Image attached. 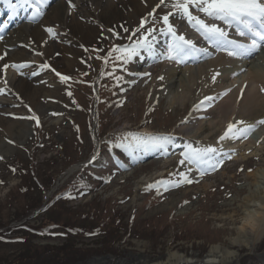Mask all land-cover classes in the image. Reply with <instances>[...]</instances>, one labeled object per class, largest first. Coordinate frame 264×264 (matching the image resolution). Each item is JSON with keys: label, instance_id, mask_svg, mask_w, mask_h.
<instances>
[{"label": "rangeland", "instance_id": "1", "mask_svg": "<svg viewBox=\"0 0 264 264\" xmlns=\"http://www.w3.org/2000/svg\"><path fill=\"white\" fill-rule=\"evenodd\" d=\"M137 1L141 4L143 2L144 5L148 2V0ZM166 3L171 4L172 2L166 0ZM119 8L122 6L119 5ZM134 9V5L131 4L124 11V14H128L129 19L119 23V28L113 30L110 35L103 33L104 28H100L92 18L88 20L77 12L74 13L78 15L76 23L81 24L78 27L80 41L76 47L65 41L64 44L60 41L55 42L58 45L55 52L58 51L60 55L49 56V63L62 75L70 76L76 73L81 66L88 67L94 63L93 55L89 52L90 45L93 46V49L100 50L104 55L111 45L127 43V36L139 27L143 19V14L134 11ZM159 9L166 12L171 10L164 6ZM106 14L111 15L107 9H105V13H102L103 17ZM151 21L150 18L145 27H148L152 23ZM159 24L162 25V22ZM121 25L127 27L129 33H124ZM91 26L100 32L89 35L87 28ZM60 45L74 46L77 52L74 54L62 53L63 49ZM84 48L87 51H84ZM160 73L163 74V71L159 68L154 72L155 83L153 85L147 83L141 86L137 83L132 87V84L127 83L124 95L127 96L128 101L124 108L118 109L116 112L108 110L104 114V118L101 116L102 127H98L96 131L95 106L89 103L87 89H77L79 102L73 104V95H67L68 84H62L52 72L50 77L42 74L43 79H40L41 77L38 79H30L28 76L19 77L14 87V93H18L20 99L14 95L15 100L13 97L12 105L9 102L0 105V155L4 156V159L0 160V181H3L0 183V220L5 219L0 222L4 223L15 216L22 215L28 206L32 208L41 205L43 201L47 205L55 195L56 189L64 187L79 172H82L84 164L95 150L96 140L99 142L101 138L107 139L106 137L114 134L117 129L131 127L143 128L141 130L155 129L156 131L176 129L184 136L188 134V131H191L193 138L199 140L201 144L207 145L217 141L220 136L219 131L210 136L208 129L207 132H201L199 129L203 124L217 120L220 116L219 110L215 109L210 117L192 121L187 127L184 126L185 123H181L182 118L188 117L192 112L190 108H193L197 98L201 95V88L196 87L195 98L185 108L177 105L171 106L168 102L169 84L167 79L160 80L158 78L162 76L159 75ZM130 74L129 72L125 81L131 80ZM22 85H25V89L20 88ZM34 89L38 90L34 91ZM84 90H87V93ZM47 95L49 96L47 97ZM149 101L156 103L157 110L147 118L144 115V110L149 107ZM25 104L40 116L42 129L39 133L40 128L37 130L32 127L31 132L22 137L14 134L13 131L16 130L8 128L20 121H26V119L17 118L29 115L24 107ZM80 105L83 106V109L80 108ZM77 124L81 125L79 139L76 138ZM262 130V134L256 135L254 139L256 141L259 138V144L251 146H255L252 153L248 152L250 150L248 146L243 148L241 153H245V158L229 163L215 178H209L198 185L172 192L169 199L166 198V202L161 205L147 207L149 201L141 194L143 184L154 178L155 174L166 171L168 164L165 165L159 159L155 164L146 166L137 172L132 168L119 172L111 184L102 185L94 195L89 194L68 203L64 201L56 203L53 207L51 205L50 209L31 222L39 224L43 218L47 217L48 220L58 222L62 226H80L86 230H83L84 234L76 238L48 235L46 238H35L32 243L60 247H64L63 245L67 243L66 249L68 250L66 251L71 252L70 254H80V257L86 255L87 264H131L135 259L143 262L148 261L152 264L160 259H165L172 252L189 256L187 260L191 264H204L206 260H209L207 255L210 251L215 248L224 250V246L227 247L237 238L242 239L243 237L239 231V225L244 221L245 215L243 201L245 196L251 193L250 189H255L251 174L264 159V129ZM93 136L97 139H93ZM6 137L15 141L14 145H10V152H7L3 146V143L8 145L5 141ZM21 144L23 146L19 147ZM62 147L65 148V152ZM48 158L53 160L46 162ZM108 160V156H105L97 161L98 168L107 165ZM11 163L21 164L19 168L24 169L21 174L26 177L25 180H21L19 173L9 170L8 165ZM242 164H245L244 170L240 169L239 165ZM175 166L176 161H173L171 168ZM34 168L38 170H36L37 175L43 185L46 184L50 187L53 178L56 180V185L50 190H47L45 185V190L41 187L38 188L32 180L35 173L33 172ZM22 189H26V191H22ZM172 200L175 201V204L163 207ZM78 204L82 205L76 207ZM98 207L103 208L102 215L95 219L91 218V215L97 210L95 208ZM114 207L117 212L119 211L118 215H116V211H111V208ZM83 213L90 215L91 220L88 223H81V218L83 219L81 214ZM133 213L136 218L131 224L129 216ZM116 216H119L120 220L114 219L113 225H109L108 229L111 233L109 236L90 238L85 236L86 232L91 231L90 228L98 224L103 225L104 218L107 220L108 217ZM211 245L214 246L210 249ZM257 247L252 250L248 246H243L240 249L232 248V250L237 249L239 257L240 251L248 250L245 255L251 256L247 257L246 264H264L259 255L256 257V253L263 254L264 251L260 250V246ZM41 251L43 250L31 248L29 244L0 243V259L3 264L11 262V264L54 263V260L47 261L48 259ZM230 264H241V262L233 259Z\"/></svg>", "mask_w": 264, "mask_h": 264}, {"label": "snow or ice", "instance_id": "2", "mask_svg": "<svg viewBox=\"0 0 264 264\" xmlns=\"http://www.w3.org/2000/svg\"><path fill=\"white\" fill-rule=\"evenodd\" d=\"M57 0H3V4L9 10L10 16L14 18L18 16L21 11L29 12L27 20L30 23H39L46 14V10ZM154 7L147 12V15L143 17L139 27L135 28L128 36L127 43H121L113 46L106 52L103 57H97L103 59L107 65L109 58H113L115 61H121L119 67L124 68L133 58H138L141 55H146L153 62L164 60L174 62L177 64H187L190 60L196 62L201 58L208 59L215 53H227L229 57L235 58H247L253 53L259 52L264 48V0H172L171 4H167L166 0H153ZM66 12L71 16L73 9L77 8V3L73 0H65ZM161 6L168 7L171 10L168 11L162 17L157 18L154 13ZM203 14V18L199 14ZM2 14V13H0ZM151 18L153 23L151 26L145 27V24ZM171 18V20H170ZM83 19V17H81ZM162 22V26L157 28L156 23ZM122 27L124 33H129L127 27ZM59 25L53 22V26H46L44 31L49 38L53 40H59L61 34L67 35V31L63 33L58 31ZM109 33H112V29H108ZM198 34L196 39L186 36L185 33L191 34L192 32ZM230 33H233L230 35ZM118 35V33H117ZM236 37L244 38L238 39ZM164 38L163 46H159V41ZM4 40V36L0 35V41ZM47 40L43 43L47 44ZM71 43V41H68ZM22 47L30 48L31 45H21ZM81 47H83L81 45ZM11 48L6 47L2 54H0V61H4L8 57ZM87 51V49H85ZM113 53L116 55L113 57ZM44 56L43 52L38 53ZM59 56L58 51L49 54ZM4 70L9 67L18 72L21 76H38L41 71L50 70L59 79V81L67 85L71 77L62 75L58 72L50 63L45 61L37 65L38 71L31 69V62L24 61L20 63H3ZM24 69H31L27 73ZM243 70V69H241ZM115 68L113 69V72ZM113 73H107L112 75ZM103 75V73H102ZM130 75L135 77L149 76L148 72H135ZM216 75L211 77L212 81H216ZM117 83L123 81L122 76L114 77ZM163 80L164 77H158ZM128 84H135L136 80L127 81ZM0 95L14 94L17 99H20L18 93H14L8 85V80L0 77ZM124 90V89H122ZM261 92H264V87L260 88ZM67 95L71 96L69 91ZM217 97L205 96L202 100L193 106V111L189 113L188 117H185L181 121L182 124L189 122V119L205 118L204 116H194L202 111H206L211 108L215 103ZM23 103V101H21ZM29 115L24 117H17L19 119H26L30 122H34L36 126L40 125V116L32 110L28 105H24ZM258 124L264 125V119H260ZM241 125V127H238ZM256 127V124H248L246 121H236L235 123L229 122L227 129L219 136L220 141H232L241 137L246 138L248 133ZM93 139H97L93 136ZM8 145H14L15 141L5 138ZM99 143H105L109 150L121 149L133 163H141L144 157L151 154H159L166 156L169 154L170 148L181 147L176 144L174 136L171 133L164 132H144L139 129H117L116 132L108 137L106 140L99 141ZM23 145H19L22 147ZM183 151L180 153L182 157L179 160V164L184 166L185 170L178 173H170L168 179L156 180L154 183H149L145 191L155 189L157 194L169 189H175L181 184H191L193 181L189 179L187 173H193L195 170L202 177L205 173L215 171L224 162L225 159H230L229 152L224 151L222 145L213 146L212 144H201L199 140L186 139L182 145ZM100 156L99 148H96L90 159L84 165L93 164L98 160ZM4 156L0 155V160H3ZM118 166L127 169V164H122L117 158ZM13 172L16 168L11 169ZM178 176L179 179L173 177ZM99 179L104 180L106 183L111 179V176H101ZM83 178L81 177V181ZM77 181L61 196H57L55 199H76L72 193L78 191L79 195H84L85 190L89 189L87 183H81ZM3 183V181H0ZM26 191V189H22ZM123 202V201H122ZM187 203V202H185ZM51 227H56L52 225ZM69 232H75L76 229H69ZM96 232H89L88 235H97ZM43 234L50 235H66V233H52L47 229ZM3 239V237H0ZM18 240L22 241V237H18Z\"/></svg>", "mask_w": 264, "mask_h": 264}, {"label": "bare ground", "instance_id": "3", "mask_svg": "<svg viewBox=\"0 0 264 264\" xmlns=\"http://www.w3.org/2000/svg\"><path fill=\"white\" fill-rule=\"evenodd\" d=\"M76 1L77 6L81 7L79 10H83L82 12L78 10V14L84 16L88 20L92 18V20L97 23L100 28H104V31L110 29L115 23L117 24L128 20L129 16L128 14H124V11H126L131 4L135 7L134 11L143 15L146 11H149L152 5H154L153 0H148V6L146 4L144 5L143 2L142 4L139 3L137 0ZM156 2H158V0H156ZM119 5H121L122 8H119ZM105 9L109 10L111 15L106 14L103 17L102 13H105ZM74 13L75 12L73 10L71 12V16L67 14L66 3L64 2L63 4L54 6L51 13H49L46 17L45 22L49 26H53V22L58 24V30L61 33L67 31V35L61 34L62 39L66 42L71 41V43L76 47L78 41H80L78 27H80L81 24L79 25L76 23L78 15ZM82 29L85 30L84 28ZM87 29L89 35H94L100 32L97 28L92 26ZM44 40L48 41L47 44L43 43ZM22 42L26 45H31V47H18L17 44ZM9 46L16 47L9 52L8 58H5L4 62H24L33 60L31 55L35 54V51H37L44 53V56L38 55L34 58L37 62H39V64L44 63V60L50 56L49 54L55 52V49L58 47L57 44L49 39L48 35L43 32V28L40 26H26L23 29H20L19 32H15L10 39H6V41L0 44V54H2L6 47L9 48ZM60 46L63 49L62 53L74 54L77 52V49L74 46ZM243 66L247 67V72L244 74L240 73V71L242 72L241 69ZM7 73H9V71ZM163 73L170 88L168 102L171 106L177 105L181 108H185L186 105L195 98L194 91L197 89V86L198 88H201V92H203L198 97L200 100L205 96H214L218 99L223 96L222 94H225L224 91L226 89L231 90L230 94H225V100L220 102L217 106L220 116L217 120L207 122L200 126L199 130L201 132H207L208 129L211 134L210 136H212L216 133V131L224 132L227 129L229 122L235 123L240 120L246 121L248 124H252L251 122H255L257 124L260 119L264 118V92L260 91V88L264 87L263 63L257 65L254 62L251 63L250 61L242 62V60L238 58L229 57L227 53H218L217 59L208 58L205 63L199 64L198 66H187L186 64H182L181 66H169L165 64ZM216 73H219V75L216 76V81L213 82L211 77L216 75ZM51 75L52 74H50V76ZM7 79L10 80V83L8 84L15 87L17 84L16 77L9 76ZM238 83V87H234V84ZM20 88L25 89V85H22ZM37 90L38 89H34V91ZM48 96L49 95H47V97ZM9 99V97L3 98L0 96V105L6 104ZM190 122L191 118L189 120V123ZM239 126L241 125H238V127ZM185 127H187V125ZM262 127L264 128V126ZM11 128L16 130L13 131L14 134L25 137L31 131V124L26 121H20L12 126L10 125L8 129ZM262 129L261 131L263 132ZM261 131L258 132L259 134L256 133L254 137H256V135H261ZM189 134H192V132ZM254 137L249 141L252 145L255 143ZM3 146L7 149V152H10V145H5L3 143ZM238 158H245V154L242 153ZM251 176L254 179L253 186L255 189H250L249 192L251 193L248 196H245L243 201V213H245L244 220L252 217L254 213L264 211V208L261 207V205H264V159L257 166V169L253 171ZM173 204H175V201L172 200L163 207L166 208L167 206H172ZM241 234L243 236L242 239H237L246 243H235L234 240L229 244V246H224V250L215 248L208 253L207 259L209 258V260H206L204 264H230V261L233 259L240 261L241 254L240 257L237 256L239 251L237 249L232 250V248L240 249V247L248 246L253 250L257 246L259 247L260 245H264V219L261 220L257 228L253 229L248 227ZM232 253H234V255ZM187 257L189 256L172 252L165 259H160L152 264H191L190 261L187 260ZM131 264H150V262H143L135 259Z\"/></svg>", "mask_w": 264, "mask_h": 264}, {"label": "trees", "instance_id": "4", "mask_svg": "<svg viewBox=\"0 0 264 264\" xmlns=\"http://www.w3.org/2000/svg\"><path fill=\"white\" fill-rule=\"evenodd\" d=\"M41 252L46 256L47 261H53L52 264H77V260L83 258L84 256L80 257V254H75L69 251H66V246L64 247H42ZM87 252V251H86ZM57 257V258H56ZM12 263V262H11ZM10 263V264H11Z\"/></svg>", "mask_w": 264, "mask_h": 264}, {"label": "clouds", "instance_id": "5", "mask_svg": "<svg viewBox=\"0 0 264 264\" xmlns=\"http://www.w3.org/2000/svg\"><path fill=\"white\" fill-rule=\"evenodd\" d=\"M262 208H264V205H261ZM264 219V211L254 213L252 217H250L247 220H244L239 225V231L243 233L246 228L251 227L253 229L257 228L261 222V220ZM235 243H246L244 241H241L239 239H236L234 241ZM234 255V253H232Z\"/></svg>", "mask_w": 264, "mask_h": 264}]
</instances>
